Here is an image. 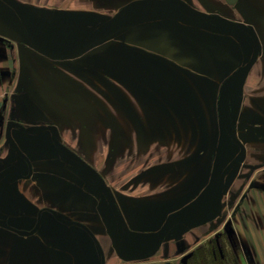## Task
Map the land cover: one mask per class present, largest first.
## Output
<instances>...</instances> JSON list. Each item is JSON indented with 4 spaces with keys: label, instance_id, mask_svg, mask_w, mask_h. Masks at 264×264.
<instances>
[{
    "label": "flooded vegetation",
    "instance_id": "obj_1",
    "mask_svg": "<svg viewBox=\"0 0 264 264\" xmlns=\"http://www.w3.org/2000/svg\"><path fill=\"white\" fill-rule=\"evenodd\" d=\"M3 1L20 20L25 32L20 28L21 26L17 27V24L3 17ZM14 1L25 11L22 3L18 0ZM65 1L68 0H56V2L31 0V5L67 13L74 11L80 15L79 18H83L82 21L66 20L64 25L67 23L70 26H64L63 32L57 38H53L56 43L52 44L51 40L48 43L36 30H33L25 11L32 36L39 45L36 46L17 11L7 1L0 0V84L3 86V99L0 103V235H2L0 245L3 247V230H6L17 236L19 240L38 236L49 243H57L59 248L58 260L54 263L51 260L47 261V248L44 243L46 240L34 243L32 253L30 248L27 249V244L23 246L20 241L19 246L14 245L10 252L0 248V262L15 264L21 257L22 251L28 250L25 264L26 261L32 264H154L150 259L157 253L162 256L160 264H197L201 250L208 264H239L237 251L243 241L233 234L230 220L235 218V213L245 200L252 196L253 191H264L260 184L264 183V175L242 173L241 170L235 172L241 158L247 155L250 145L260 148V145L264 144V135H257V139L247 141H243L240 137L241 133H250L249 125L264 127V101L261 100L263 96L260 93H263L260 90L264 87V0H141L145 3L129 9L134 12L131 15L133 21L137 18L140 24H133L122 34H136V29L141 25L140 29L145 33L150 32V35H145L143 38L146 41L144 47L133 48L134 52H129L133 55L132 59L144 56L141 59L144 60L142 65L146 72L145 80L142 81L144 89L150 94L157 92L152 85L154 72L169 76L176 84L184 83L182 76L180 75L179 78L175 73L177 70L174 64L163 63L162 58L154 55L160 54L163 57L166 53L172 55L178 48L183 50L181 44L178 46V42L179 38L184 36L195 39L196 43L202 45L217 62L229 61L227 56L229 53H239L242 62L239 68L222 82L217 100L219 118L232 138L233 146H237L239 152L222 170H219V175H214L212 179L207 177L205 188L211 180L216 181L217 184L213 186L214 189L207 190L208 193L203 201L198 189L186 201L180 195L179 200L167 201L161 207L155 208L145 204L144 211L135 205L140 204L138 203L140 201H137L140 198L137 197L140 191L136 190L138 187L136 184L140 182L134 181L131 186L128 185L127 192L120 191L118 181L111 173L103 170L100 160L91 159L86 144L92 141V148L98 149V122H95L96 120L92 122L91 131L85 120L87 117L73 121L68 114L61 121L54 116L50 107L43 104L44 99L41 97L45 96L43 89L47 88L49 91L50 86L54 87L55 84L63 87L69 94H75L76 89L72 88L70 83H77V80L73 79L75 75L82 77L81 69L89 77L85 80H91L97 88L108 85L116 89L111 84V80L105 78L104 72L109 74V71L116 72L122 69L118 62L106 66L103 57L91 62V59L88 60L89 56L84 57V55L80 56V59L88 62H84L79 69L71 61L74 58L79 59L77 56L90 45L84 47L75 56L67 55L77 50L89 37L102 32L106 28L108 16L114 17L123 6L138 0H85L93 2V5L89 9L75 8L76 10L63 5ZM136 7L140 8L136 10ZM126 13L119 22L125 19ZM202 21L209 26L208 35L215 43L212 46L208 42H202L196 33V29L203 31ZM172 23H181V28L172 27ZM99 25L104 26L92 33L94 29L99 28ZM157 26L160 34L155 33ZM189 27L195 30L189 33ZM13 31H16L19 38L16 36L14 39ZM23 35L27 41L23 40ZM223 38L225 44L220 41ZM187 49L191 50L190 55H196L195 48ZM175 56L179 55L175 54ZM251 61L253 63L249 69L231 79L226 86L227 89L235 78L248 71L250 74L254 68L262 71L255 78L250 77L252 73L247 75L239 96H233L234 103L238 102L240 105V119L235 122L237 126L234 127L222 112L226 89L220 102L221 89L231 75ZM191 63L193 64V62L189 64ZM124 66H127L128 70L135 71L134 63ZM57 75H63L65 80H59ZM131 76L134 82H141L137 80L139 78L135 74ZM251 84L256 85L254 89H249L248 86ZM78 85L82 87L80 82ZM83 90L85 91L86 88ZM165 108L167 113H170L166 105ZM252 110H256L255 116L250 113ZM259 118L263 119L259 120ZM78 123L81 126H77ZM240 124L246 126L241 127ZM167 149H169L168 145ZM182 163H184L182 159H167L151 166L149 170L154 169L157 174L146 176L141 185L147 189L141 190V194L150 198L177 187L172 185L167 189V182L171 181L169 177L183 170ZM158 167L164 171L161 172L160 169L157 172ZM239 178H241L240 184L232 186ZM22 179L38 180L46 189L45 194L52 199L51 204L42 205L37 209L32 206L34 213L28 217L20 212L28 209L27 204L23 207L21 202L19 181ZM154 186L159 188L162 186V190L152 192L151 188ZM132 192L135 193L131 194ZM123 193L129 196L124 197ZM15 195L20 201H16V205L9 200ZM43 195L44 193L42 197ZM124 198H128V201ZM201 203L203 205L200 206ZM216 205L217 209H215ZM200 208H204L205 211L199 213ZM14 212L20 214L16 215ZM199 225H206L205 231L208 232L203 243L200 245L195 243L199 235L194 232L191 235L193 244L188 243L186 238H183L182 232L191 231ZM211 229L216 231L210 233ZM161 238L163 239L158 250L153 255H146L157 246ZM187 245L190 246L186 256L183 257L180 253Z\"/></svg>",
    "mask_w": 264,
    "mask_h": 264
},
{
    "label": "rangeland",
    "instance_id": "obj_2",
    "mask_svg": "<svg viewBox=\"0 0 264 264\" xmlns=\"http://www.w3.org/2000/svg\"><path fill=\"white\" fill-rule=\"evenodd\" d=\"M18 1L22 3V7L28 14L33 30H36L38 35L44 37L48 43H50V40L52 44L56 43V41H53V38H57V36L63 32L64 26H70V24L67 23L64 25L66 20L72 19L82 21L83 19L79 18L80 15L76 14L74 11L67 13L59 10H47L42 7L31 5V0ZM53 1L56 2V0H51V2ZM139 8L140 7H136V10ZM133 13V10H129V12L126 13L125 19L119 22L112 31L90 45V47H95L94 49L89 47V52L87 51L88 49H85L77 56L79 59L74 58L72 59L73 61H71L77 65L79 69L84 62H88L80 59V56L82 57L84 55V57L89 56L88 60L91 59V62H95L97 59L103 57L102 59L106 60V66L118 62L122 69L116 72L109 71V74L104 72L105 78H109L111 84H113L116 89L108 85H103L100 89L99 87L97 88L94 82L85 80L86 78L89 79V77L85 71L81 69L82 77L75 75L73 79L75 78L77 83H70V86L76 89L75 94H69L63 87L55 84L54 87L50 86L49 91L47 88L43 89V94L45 95L44 97L41 96L44 99L42 100L43 104L50 107L55 114L54 116H57L61 121L65 119V116L68 114L72 117L73 121L87 117L85 120H87V126L91 128V131L92 122L95 120V122H98V151L91 148L93 146L92 141L86 144L87 151L90 152L93 161L99 159L103 170L114 176L118 181L117 185L120 191L127 192L128 190L126 187L128 185L131 186L134 181L140 182L136 184L138 186L136 190L140 191V195L137 196L140 197L137 200L140 201L138 202L140 204L136 203L135 205L141 210L144 211L146 208L145 204H150L155 208L161 207L167 201L173 202L179 200L180 195H182L183 199L186 201L190 199L198 189L201 193V201H203L204 196L208 193L207 190L209 188L214 189L215 187L213 186L217 184L216 181L212 182L211 180L208 185L209 187L207 186V188H205L207 183L205 186L204 183L207 177L212 179L214 175H219V170H222L239 152L237 146H233V140L226 129H224L221 119L219 118L217 100L222 82L241 65V56L239 53H229L227 54L229 61L223 62V60H221L217 62L211 58L208 51L204 50L202 45L196 43L195 39L187 36L179 38L180 41L178 42V46L181 44L183 50L178 48L172 55L166 53L163 54V57H161L160 54L154 55L162 58L163 63L174 64L177 70L175 73L179 78L180 75L182 76L184 83L180 82L176 84L170 80L169 76L154 72L152 73V85L157 92H154L155 94H150V92L143 87L146 71L144 69L145 67L142 65L144 60H142L141 57L143 58L144 56L132 59L133 55L129 53L134 52L133 50L135 49L133 48L144 47L146 41L143 38H145V35H150V32L145 33L143 29H140L142 28L141 25V27L136 29V34H122L133 24H140V20L136 18L133 21L131 18ZM3 17H6L13 24H17V27L21 26L20 28H23L25 32L23 25H20V20L16 18L15 13H12L11 9L4 1ZM112 17L113 15L108 16V22L105 27L111 21ZM39 20H43L46 24L43 22L40 23ZM93 21L95 22L96 19ZM48 22L50 23L49 25ZM201 24L203 31L200 29L197 31L196 29L199 39L204 43L208 42L211 46L214 45L213 39L208 35V24L203 21ZM56 25L63 27L61 28ZM102 26L104 25H99V28L94 29V31L92 30V33L101 29ZM149 27L150 26H148V28ZM172 27H177L179 29L181 28V23H172ZM189 28V33L195 30H192V27ZM148 30L149 29H147V31ZM159 31V27L155 29V33H159ZM12 33L14 39H16V36H18L16 35V31ZM23 38V40L27 41L25 35H23ZM220 41H223L225 44L224 38ZM168 42L171 43L170 41ZM124 48H129V50H124ZM187 48H195V50H197L196 55H190L191 50ZM175 54L179 56H175ZM188 57H190V59H188ZM51 60L53 62V59ZM188 62H193V64H189ZM131 63H134L136 66L135 73L131 69L128 70L127 66H124ZM112 73L117 74V76H113ZM251 73L250 75L248 71L235 78L230 82L225 92L222 112L225 118L230 121L229 123L234 127L236 125L235 122L240 119V105L238 102L234 103L233 96H239L241 88L244 87L247 75L255 78L259 76L262 71L258 68H254ZM130 74H135L139 78L137 80L141 82H134V78ZM31 78L33 79V76H31ZM57 78H59V80H65L63 75H57ZM78 82H80L82 87H79ZM90 82L92 84H90ZM36 84L39 85L38 83ZM84 88H86V92L83 90ZM249 89H254V86ZM35 90L37 92V87ZM260 91H263V93H260L262 94L261 96H263L261 100L264 101V87L261 88ZM2 95L3 93L0 89V102L3 98ZM40 95H42V93H40ZM58 95L61 99H59ZM91 95L93 98H91ZM165 105L168 107V110H170V113H167ZM255 111L256 110H252L250 113L255 116ZM57 113L59 115H57ZM262 119L263 118H259V120ZM76 125L81 126L80 123ZM167 145L169 149H167ZM167 159H182L184 161V163H182V168L184 167L183 170L177 172V174H173V176L169 177L171 181L168 180L169 183L167 182V189L172 185L177 187L168 189L163 194L158 193L150 198H148V196L145 197L144 194H141V190L147 188H144L141 183H144L146 176L157 174L154 172V169L150 171V167L157 165L161 160ZM241 159L242 162L240 161L235 172L241 170L242 173L264 175V144L263 146L260 145V148L250 145L247 155L245 154ZM160 169L161 167H158L157 172H159ZM161 170V172L164 171V169ZM239 180H241V178L237 179L236 183L234 182L232 186H238V184H240ZM175 181H177V183ZM260 184L264 188V183L261 182ZM161 187L162 186H160V188L154 186L151 188V191L155 192L160 189L162 190ZM133 193L135 192L131 194ZM123 196L128 197L129 195L123 193ZM127 199L128 198L125 200L128 201ZM252 202L253 200L251 203ZM201 205H203V203H201L200 206ZM217 207L216 205L215 209H217ZM204 211V208H200L199 213H203ZM1 236L2 235H0V239ZM0 248L3 247L0 245ZM0 264H2V262H0Z\"/></svg>",
    "mask_w": 264,
    "mask_h": 264
},
{
    "label": "crops",
    "instance_id": "obj_3",
    "mask_svg": "<svg viewBox=\"0 0 264 264\" xmlns=\"http://www.w3.org/2000/svg\"><path fill=\"white\" fill-rule=\"evenodd\" d=\"M91 1L68 0L65 1L63 5L69 6L72 10H76L75 8L89 9L93 5V2ZM252 86L256 85L251 84L248 87ZM0 89H3V86L1 84ZM92 149L96 150L95 148ZM19 187L22 193L21 202L23 204V207H26L25 205L27 204L28 208L20 211L21 214H24V216L28 217L32 215L34 213L33 207L34 209H37L42 205H48L51 204L50 202H52V199H50V197L45 194L46 189L41 186L40 182L36 179H22L19 181ZM43 193L44 195L42 197ZM9 200H11L14 204L16 203V201H19V199L16 198V195L11 196ZM252 200L253 202L251 203ZM14 214L18 215L20 213L14 212ZM230 226L232 228L233 234L237 235L243 241V244L239 245L237 251L239 264H264V191L252 192V196L248 197L245 202L240 206V209L235 213V218L230 220ZM205 229L206 225H199L197 228L191 231H183V238H186V241H188V243L191 242L193 244V238L191 237V235L193 234V232L197 233L199 235V239H197L195 243L200 245L201 243H203L206 234L208 233L205 231ZM214 231H216V229H211L209 232L213 233ZM43 240L46 239H43L38 236H31L19 240L14 234L3 230V248L5 252H10L14 248V245L19 246V243L21 241L23 246L25 243L27 244V249L30 248L32 253L34 252L32 251L33 244L41 242ZM183 240L185 241V239ZM44 243L47 248V261L51 260V262L57 263V254L59 253L57 243H49L47 240ZM188 246L190 245H187L180 253V255H183V257H185L187 254ZM27 252L28 250H23L21 257L18 261L15 262V264H25ZM161 257L162 256L157 253L150 260L154 264H160ZM26 264H32V262L29 263L26 261Z\"/></svg>",
    "mask_w": 264,
    "mask_h": 264
},
{
    "label": "water",
    "instance_id": "obj_4",
    "mask_svg": "<svg viewBox=\"0 0 264 264\" xmlns=\"http://www.w3.org/2000/svg\"><path fill=\"white\" fill-rule=\"evenodd\" d=\"M7 1V3H9L18 13L19 17L21 18V20L23 21L25 27L27 28L28 30V34H29V37L31 38V40L33 41V43L36 45V46H39L36 41L34 40L33 36H32V32H31V26H30V23H29V20L27 18V15L25 13V11L18 5V3H16L14 0H5ZM145 2L141 1V0H138V1H134V2H131L125 6H123L121 8V10L111 19V21L108 23V25L106 26V28L98 33L97 35L95 36H91L89 37V39L87 41H85L83 44L80 45V47L75 50L74 52H72L71 54L67 55V56H75L76 54H78L84 47H87L89 45H91L95 40L99 39L100 37H102L105 33H107L108 31L112 30L120 21L121 17L124 15V13H126L130 8H132L133 6L135 5H138V4H143ZM253 61H251L247 66H245L244 68L240 69L239 71H237L236 73H234L233 75H231L225 82H224V85L222 86V89H221V97H220V102L223 98V95H224V92H225V89H226V86L228 84V82L233 79L234 77H236L237 75L241 74L242 72H245L249 69V67L252 65ZM241 127H244L246 125L244 124H240ZM248 129L250 131V133H241L240 134V137L243 141H247V140H255L257 139V135H264V127L263 126H257V127H254V126H251L249 125L248 126ZM163 238H161L157 244V246H155V248L147 253L146 255H153L159 248L160 246V243L162 241Z\"/></svg>",
    "mask_w": 264,
    "mask_h": 264
},
{
    "label": "trees",
    "instance_id": "obj_5",
    "mask_svg": "<svg viewBox=\"0 0 264 264\" xmlns=\"http://www.w3.org/2000/svg\"><path fill=\"white\" fill-rule=\"evenodd\" d=\"M197 264H208L201 250L199 251Z\"/></svg>",
    "mask_w": 264,
    "mask_h": 264
}]
</instances>
